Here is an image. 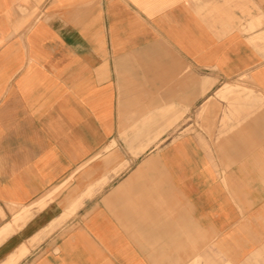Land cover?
I'll return each mask as SVG.
<instances>
[{"label":"crops","instance_id":"0c3cea01","mask_svg":"<svg viewBox=\"0 0 264 264\" xmlns=\"http://www.w3.org/2000/svg\"><path fill=\"white\" fill-rule=\"evenodd\" d=\"M0 264H264V0H0Z\"/></svg>","mask_w":264,"mask_h":264},{"label":"rangeland","instance_id":"374dc122","mask_svg":"<svg viewBox=\"0 0 264 264\" xmlns=\"http://www.w3.org/2000/svg\"><path fill=\"white\" fill-rule=\"evenodd\" d=\"M10 211H11V213L13 214H15L16 212H18V208H16V207H10ZM25 212V214H26V216L28 215V213H30L28 210H25L24 211ZM33 211L31 210V213H32ZM22 215H20L19 217L17 216L16 218H15V221H17L20 217H21ZM24 219L22 218V219H20L19 220V222H22Z\"/></svg>","mask_w":264,"mask_h":264}]
</instances>
